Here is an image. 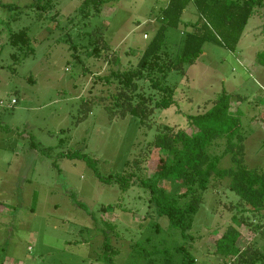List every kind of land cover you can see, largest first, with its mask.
Listing matches in <instances>:
<instances>
[{
	"label": "rangeland",
	"instance_id": "1",
	"mask_svg": "<svg viewBox=\"0 0 264 264\" xmlns=\"http://www.w3.org/2000/svg\"><path fill=\"white\" fill-rule=\"evenodd\" d=\"M82 1L52 0L40 14L29 7L32 0H0V264H105V242L117 252L111 264H181L180 247L195 264H225L214 245L232 225L236 211L229 206L239 201L226 188L228 179L203 194L188 237L150 205L139 180L166 156L149 146L159 130L192 132L187 115L209 109L223 92L247 137L245 164L264 169V65L257 61L264 51V8L254 10L234 52L206 43L193 65L170 72L165 83L175 90V104L155 110L144 128L133 117L109 119L103 103L114 86L100 78L136 66L168 0H107L88 18L78 14ZM197 17L191 2L182 21ZM23 29L34 50L24 59L8 44L9 32ZM182 31H167L171 53L180 48ZM94 47L98 57L91 55ZM14 54L21 59L16 65ZM83 102L91 109L87 115ZM222 149L219 143L214 152ZM73 153L91 159L104 178L133 172L130 189L122 193L99 181L86 161L67 156ZM232 166L229 156L219 164ZM158 187L170 196L185 192L171 180ZM251 223L239 228L242 240L264 254L255 228L264 219Z\"/></svg>",
	"mask_w": 264,
	"mask_h": 264
},
{
	"label": "trees",
	"instance_id": "2",
	"mask_svg": "<svg viewBox=\"0 0 264 264\" xmlns=\"http://www.w3.org/2000/svg\"><path fill=\"white\" fill-rule=\"evenodd\" d=\"M191 2L196 7L198 17L194 22L183 23V12ZM105 3L107 0H83L78 14L85 18L89 17L90 12L99 14ZM51 6L52 0H32L29 5L40 14ZM3 7L18 8L12 5ZM258 8H264V0H169L160 11L157 28L136 66L126 71L111 70L107 76L100 78L104 85L114 86L109 101L103 103L109 119L133 117L140 126L150 127L148 122L155 110H166L175 104V90L165 83L168 74L172 71L183 73L185 65H193L203 54L206 43L234 52L248 20ZM179 27L183 29L180 48L176 53H171L165 46L166 33L169 29ZM8 44L17 49L22 59L34 53L25 29L9 32ZM100 52V48L94 47L91 55L98 57ZM16 55H12L15 65L21 61L20 56ZM112 58L114 66H119V58L116 55ZM257 61L264 65V51L257 54ZM82 105L81 111L85 115L89 114V105L86 102ZM238 114L231 111V96L223 92L209 109L200 114L187 115L192 132L163 126L149 146L166 152V156L155 160L151 176L140 179L139 187L147 191L150 205L156 208L159 215L168 219L170 227L179 230L183 237H188L186 233L192 229L193 217L200 210L203 194L228 179L226 188L239 201L229 206L231 211H236L231 217L232 225L215 241L214 254L222 258L225 264H264L261 250L252 242L243 241L239 231L242 226L252 225L253 219H264V169L249 168L245 164L247 137ZM219 143L223 149L217 154L214 150ZM67 156L86 161L99 181L116 185L122 193H126L132 185L131 171L104 178L86 155L73 153ZM226 156L230 157L233 166L220 169L219 164ZM166 180L181 184L185 192L177 196L166 194L158 187L160 181ZM255 228L260 229L264 239V226L256 224ZM154 229L159 232L158 225ZM178 250L182 254L181 264H195V259L187 249L180 247ZM115 253V249L105 242V264L112 263Z\"/></svg>",
	"mask_w": 264,
	"mask_h": 264
},
{
	"label": "crops",
	"instance_id": "3",
	"mask_svg": "<svg viewBox=\"0 0 264 264\" xmlns=\"http://www.w3.org/2000/svg\"><path fill=\"white\" fill-rule=\"evenodd\" d=\"M168 2H169V0H168ZM168 2H167V4H168ZM167 4H166L163 8H165V7L167 6ZM163 8H161V10H162ZM161 10H160V11H161ZM184 11H185V10H184ZM183 13H184V12H183ZM182 16H183V15H182ZM246 141H247V139H246ZM246 141H245V142H246ZM245 150H246V148H245ZM257 168H259V167H257Z\"/></svg>",
	"mask_w": 264,
	"mask_h": 264
},
{
	"label": "built area",
	"instance_id": "4",
	"mask_svg": "<svg viewBox=\"0 0 264 264\" xmlns=\"http://www.w3.org/2000/svg\"><path fill=\"white\" fill-rule=\"evenodd\" d=\"M0 104H1V103H0ZM11 104H12V105L16 104V101H15V100H12V101H11Z\"/></svg>",
	"mask_w": 264,
	"mask_h": 264
}]
</instances>
